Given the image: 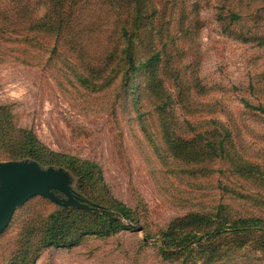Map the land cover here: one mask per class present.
I'll return each mask as SVG.
<instances>
[{
  "label": "rangeland",
  "instance_id": "obj_1",
  "mask_svg": "<svg viewBox=\"0 0 264 264\" xmlns=\"http://www.w3.org/2000/svg\"><path fill=\"white\" fill-rule=\"evenodd\" d=\"M97 4L77 12L79 21L68 10L72 28L56 39L42 23L47 0H0V163L35 161L17 158L34 135L48 151L94 163L101 190L88 179L89 193L138 213L134 230L44 248L34 264H264V232L190 249L169 241L191 212L264 218V179L253 175L264 171V113L246 105L264 106V0H143L132 22L137 62L157 56L159 79L149 85L139 70L134 94L112 54L127 12ZM171 134L194 142L179 158L166 146ZM207 141H222L228 156ZM38 164L67 176L77 203L54 191L62 207L97 209L66 165ZM34 204L20 205L0 235V264L37 214L47 215Z\"/></svg>",
  "mask_w": 264,
  "mask_h": 264
},
{
  "label": "trees",
  "instance_id": "obj_2",
  "mask_svg": "<svg viewBox=\"0 0 264 264\" xmlns=\"http://www.w3.org/2000/svg\"><path fill=\"white\" fill-rule=\"evenodd\" d=\"M103 1H106L108 10L115 14L119 13V16L123 8L127 12L125 20L123 22L119 21V24L116 25V37L112 47V54L115 66L121 65V62L124 61L122 69L125 73V85L131 86V93L134 94L135 87L132 85V80L139 70L143 69V73L147 72L149 85L159 79L156 75L157 56L142 60L139 64L137 62L135 48L136 31L133 29L135 25L132 22L141 21L144 10L143 0H98L97 2L95 0H47L48 15L43 19L46 21L42 23L46 28L56 30L57 39L59 36H64L72 28V25H69V20L66 19L68 10L73 9L75 14L74 21H79L80 19L77 18L79 13L77 12L83 10L85 5H88V8L84 9V12L90 13L92 10L90 7L100 5L97 3ZM51 12L54 15H61L59 20L56 21L54 15L50 16ZM233 17L238 19L236 14ZM108 23L112 24L111 21H108ZM74 27L79 26L75 24ZM80 27L83 29L87 28L88 21L81 23ZM31 31L37 33L36 29H31ZM246 105L264 113L263 105L256 107L249 103H246ZM0 115L3 118L6 116L2 112ZM165 143L174 157L179 158L187 152L188 147L194 142L180 135L171 134L167 136ZM206 144V147L212 154H217L216 148L218 147L224 152L225 157L228 156L222 141H207ZM23 149V154L17 158L30 157L41 165H66L78 178V193L84 199L93 200L98 205L97 209L92 211L76 207L66 209L47 197L41 195L32 197L23 204V207H27L34 202V205L47 208L48 213L47 215L37 214L38 218L36 221L39 222L36 225H29L22 231L19 241L15 242V245L17 247L19 245L20 248L19 250L18 248L17 250L16 248L13 249L9 264H34L42 249L52 246H77L85 241L88 235L110 236L123 230H134L132 223H138V213L136 210L100 192L98 195L89 193L88 179L96 190H101V178L97 171L98 167L94 163L48 151L37 141L34 135L25 139ZM244 161V165H246L248 162L245 159ZM253 175L264 179V171L261 168H258ZM262 182L264 183V180ZM59 194L61 193L59 192ZM100 205L105 208L100 209ZM127 220L131 224H126L125 221ZM184 221L186 229L178 230L171 235L169 240L170 246L190 249L196 245H200L207 238L264 232V218L259 216L240 215L230 218L220 214L219 211L216 213L191 212L185 216ZM9 227L10 225L7 228Z\"/></svg>",
  "mask_w": 264,
  "mask_h": 264
},
{
  "label": "water",
  "instance_id": "obj_3",
  "mask_svg": "<svg viewBox=\"0 0 264 264\" xmlns=\"http://www.w3.org/2000/svg\"><path fill=\"white\" fill-rule=\"evenodd\" d=\"M54 191L77 203L62 170L51 167L44 170L35 161L0 163V235L12 222L17 208L34 196L41 195L66 205Z\"/></svg>",
  "mask_w": 264,
  "mask_h": 264
}]
</instances>
